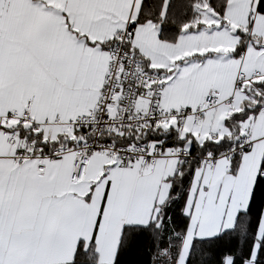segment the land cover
Here are the masks:
<instances>
[{"label":"snow or ice","instance_id":"1","mask_svg":"<svg viewBox=\"0 0 264 264\" xmlns=\"http://www.w3.org/2000/svg\"><path fill=\"white\" fill-rule=\"evenodd\" d=\"M0 264H264V0H0Z\"/></svg>","mask_w":264,"mask_h":264}]
</instances>
